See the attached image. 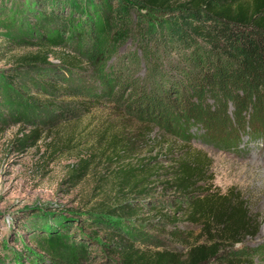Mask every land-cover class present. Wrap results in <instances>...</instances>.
Here are the masks:
<instances>
[{"label": "trees", "instance_id": "obj_1", "mask_svg": "<svg viewBox=\"0 0 264 264\" xmlns=\"http://www.w3.org/2000/svg\"><path fill=\"white\" fill-rule=\"evenodd\" d=\"M34 4L39 9L31 13L37 29L31 44L37 50L13 57L10 66L0 73V106L5 108L6 116L35 126L26 134L15 136L11 144L17 150L35 144L46 123L54 126L76 119L101 96L95 92L84 56L93 52L98 27L104 22L110 28L128 24L138 29L148 68L146 78L135 77L144 82L139 88L138 102L143 103L139 110L156 117L162 115L165 127L171 123L174 133L184 142L176 148L166 143L164 157L169 165L151 163L150 159L136 167L115 169L111 195L80 213L75 224L62 220L56 233L44 228L31 233L29 239L37 247V252L31 254L34 264L37 259L44 264L68 263L50 245L55 236L64 238L75 253L88 260L87 256L93 253L88 242L100 232L108 257L104 254L102 261L94 264H251L255 255L264 260V243L234 247L241 242V233H252L249 217L235 196L230 197L231 191L217 195L209 189L211 159L207 154L185 146L194 123L207 130L210 127L212 140L216 137L213 124L223 126L224 119L229 121L223 107L226 101L233 106L230 118L241 125L233 134L217 133L216 138L223 137L221 143L235 148L237 133L242 129H254L257 136L264 130V0H37ZM136 6L157 11L160 16L146 17L137 13ZM67 36L71 40L78 36L86 54L61 53L57 63L51 62L50 48ZM8 40L13 41V37ZM148 44L155 48L154 54L160 50L157 57L161 53L170 57L157 62L147 55ZM123 58L136 63L135 52ZM172 70L177 74H171ZM203 93L215 100L219 110L204 102ZM170 94L183 98L178 101ZM176 105L185 113H174ZM88 162L79 159L66 180L79 182L89 168ZM152 179H163L164 191L174 195L150 198ZM229 199L236 203L226 211ZM185 205L186 220L199 223L204 241L190 244L184 258L168 249L142 250L136 245L147 238L140 225L147 226L150 232H162L166 225L175 226L177 222L176 216L163 214L152 223V219L142 217L144 208L153 206V211L169 206L176 208L177 215V210ZM85 224L94 229L87 235L90 238L79 230ZM174 229L170 231L172 236L184 235Z\"/></svg>", "mask_w": 264, "mask_h": 264}, {"label": "rangeland", "instance_id": "obj_2", "mask_svg": "<svg viewBox=\"0 0 264 264\" xmlns=\"http://www.w3.org/2000/svg\"><path fill=\"white\" fill-rule=\"evenodd\" d=\"M35 1L0 0V73L10 66L13 57L37 50L31 44L37 34L31 14L37 13L39 9L35 8ZM135 10L146 17L160 16L157 11L139 6ZM100 25L93 52L84 56L88 74L93 77L94 87L96 85L95 92L101 94L88 112L54 126L46 123L44 132L35 144L17 150L11 144L12 140L35 126L6 116L5 108L0 106V264H34L31 254L37 252V247L29 239L31 233L41 228L56 233L62 226V220L66 224H75L80 213L106 195H111L115 169L136 167L150 159L151 163L169 165L165 164L164 157L166 143H172L175 148L184 143L183 138L174 133L171 123L165 127L162 115L156 117L139 110V104L143 105L138 102L141 93L139 88L144 82L142 84L135 77L139 75L146 78L148 68L140 49L143 43L138 29H132L128 24L118 28H110L106 22ZM10 36L13 41L8 40ZM50 49L52 52L48 59L53 63L58 62L61 53L86 54L78 36L74 40L67 36ZM145 50L157 62L170 57L162 53L157 57L160 50L154 54L153 45L148 44ZM132 52L136 53V63L123 58ZM117 70L121 73L120 77ZM171 74L176 75L177 72L172 70ZM108 77L110 82L107 83ZM179 79L184 82L183 77ZM155 89L151 88L156 93ZM178 95L170 94V97L182 100L183 97L178 98ZM203 96L208 106L212 108L214 105L219 110L215 100L206 93ZM223 107L229 115V121L224 119L223 123L226 124L223 126L217 122L213 125L217 133L227 131L233 134L241 124L237 125L230 118L233 116L230 101H226ZM174 113L180 116L185 112L176 105ZM242 130L237 133L239 140H235L238 146L232 148L229 144L221 143L223 137L216 138L219 135L217 133L216 137L212 135V140L210 127L207 130L205 126L194 123L189 128L192 136L185 142V146L202 150L211 159L209 189L217 195L231 191L230 197L235 196L249 217L248 222L254 234L248 232L243 236L241 233V242L234 245L236 248L264 243V130L258 136L254 129L246 127ZM121 144L124 145V151ZM79 159L88 160L89 168L79 182L72 184L66 178ZM162 182L163 179L150 181V198L158 200L174 195L173 192L164 191ZM235 203L229 199L226 211ZM152 208H144L142 217L156 223L161 215L167 214L176 216L177 222L175 226L166 225L162 232H150L147 226L140 225V229L147 233V238L136 244L140 249H168L184 258L190 244L204 241L199 223L186 220V205L177 210V215L174 213L176 208L169 206L158 207L153 211ZM173 227L184 235L172 236L170 231ZM79 230L86 236L94 231L87 225ZM93 241L88 242L93 252L87 256L88 260L75 253L64 238L57 239L55 236L50 240V245L63 259L69 260L67 264H94L102 261V255H108L103 233L100 232ZM251 261V264H264L259 255H255ZM37 264L44 263H39L37 259Z\"/></svg>", "mask_w": 264, "mask_h": 264}]
</instances>
